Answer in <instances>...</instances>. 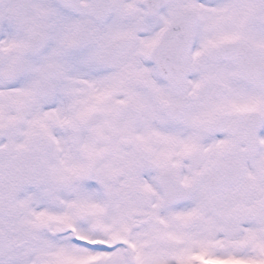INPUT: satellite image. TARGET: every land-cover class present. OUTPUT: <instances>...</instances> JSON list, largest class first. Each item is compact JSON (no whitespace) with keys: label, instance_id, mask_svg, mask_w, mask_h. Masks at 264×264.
<instances>
[{"label":"snow or ice","instance_id":"snow-or-ice-1","mask_svg":"<svg viewBox=\"0 0 264 264\" xmlns=\"http://www.w3.org/2000/svg\"><path fill=\"white\" fill-rule=\"evenodd\" d=\"M0 264H264V0H0Z\"/></svg>","mask_w":264,"mask_h":264}]
</instances>
